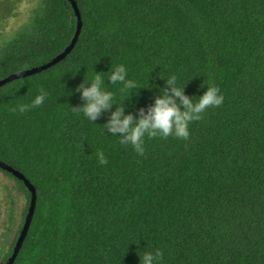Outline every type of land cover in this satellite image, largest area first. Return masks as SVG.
I'll return each instance as SVG.
<instances>
[{
    "label": "trees",
    "instance_id": "obj_1",
    "mask_svg": "<svg viewBox=\"0 0 264 264\" xmlns=\"http://www.w3.org/2000/svg\"><path fill=\"white\" fill-rule=\"evenodd\" d=\"M21 1L0 0V24ZM74 1L82 27L71 51L0 86V161L36 189L13 264H139L138 248L161 249L162 264H264V0ZM77 26L70 0H38L0 43V81L52 62ZM118 64L139 86L153 85L124 101L126 113L147 110L165 86L160 75L174 76L194 102L202 83L214 84L224 102L189 125V138L146 137L139 154L104 134L100 124L115 105L97 124L73 108L93 66ZM102 75L120 101L123 85ZM41 89L45 103L21 113L18 105ZM0 192L9 206L0 243L6 264L32 194L1 167Z\"/></svg>",
    "mask_w": 264,
    "mask_h": 264
},
{
    "label": "clouds",
    "instance_id": "obj_2",
    "mask_svg": "<svg viewBox=\"0 0 264 264\" xmlns=\"http://www.w3.org/2000/svg\"><path fill=\"white\" fill-rule=\"evenodd\" d=\"M87 71V69H86ZM91 79H86L85 75L81 84L75 89L79 93L82 104L73 107L78 113L82 114L88 121L98 120L102 112H106L115 105V109L106 123L103 125L104 134L110 133L116 137L119 143L131 145L139 154L145 151V138L174 136L179 139H187L190 136L189 125L194 121L202 119L203 114L212 107H219L224 102V96L220 89L214 84H201L206 86V90L199 95L197 101L184 92L183 87H177L174 76L167 79L160 77L165 81V86L159 88V94L154 96V102L148 106L147 110L137 109V114L126 113L124 101L131 96L136 95L140 88H151L149 83L147 87H141L137 81L129 77V70L124 64L110 65L108 71H94L92 69ZM107 75V82L112 85H123L121 91L123 96L120 101L115 98V93L105 87L104 75ZM132 90H135L133 93ZM48 94L41 89L30 104H20L18 109L21 113L29 108L38 107L45 103ZM119 134V135H117ZM108 135V134H106ZM99 164L107 163V158L102 151L96 153ZM139 245V242L136 243ZM139 264H162L164 253L161 249L154 251H140L137 249Z\"/></svg>",
    "mask_w": 264,
    "mask_h": 264
},
{
    "label": "water",
    "instance_id": "obj_3",
    "mask_svg": "<svg viewBox=\"0 0 264 264\" xmlns=\"http://www.w3.org/2000/svg\"><path fill=\"white\" fill-rule=\"evenodd\" d=\"M74 9H75V12H76V15L78 17V26H77V31H76V34H75V37L71 43V45L61 54L59 55L58 57H56L52 62H50L49 64L43 66V67H40V68H35V69H32V70H28V71H23V72H19V73H16V74H13L11 75L10 77L0 81V86L6 84L7 82L13 80V79H17V78H20V77H24V76H28V75H31V74H34V73H37L45 68H48L52 65H54L55 63H57L59 60L63 59L67 54L68 52L71 51V49L74 47L77 39H78V36L80 34V31H81V27H82V23H81V17H80V13H79V10H78V7H77V4L74 0H70ZM0 167L6 171H9L11 173H13L14 176L18 177L19 179L23 180L25 185L27 186V188L31 191V194H32V198H31V204H30V207H29V212H28V215L26 217V220H25V224H24V227H23V230L20 234V237L16 243V246L14 248V252H13V255L12 257L9 259V261L6 263V264H13L17 255H18V252L20 250V248L22 247V244L24 242V239L28 233V230H29V227H30V224H31V221H32V218H33V215H34V211H35V207H36V189L31 185V183L24 177V175H22L20 172L14 170L12 167L6 165L5 163H2L0 161Z\"/></svg>",
    "mask_w": 264,
    "mask_h": 264
},
{
    "label": "rangeland",
    "instance_id": "obj_4",
    "mask_svg": "<svg viewBox=\"0 0 264 264\" xmlns=\"http://www.w3.org/2000/svg\"><path fill=\"white\" fill-rule=\"evenodd\" d=\"M37 3L38 0H22L16 5L15 9L12 10L4 20H2L0 24V43L1 41L8 39L16 31L20 30V28L28 21L31 11ZM3 178L5 179V177ZM7 202L8 200L0 192V243L4 232L2 222L7 220V211L9 207ZM19 205V202L14 203L15 207H18Z\"/></svg>",
    "mask_w": 264,
    "mask_h": 264
}]
</instances>
